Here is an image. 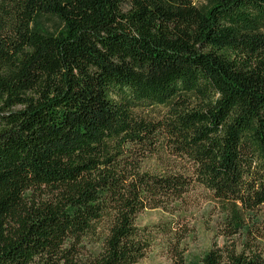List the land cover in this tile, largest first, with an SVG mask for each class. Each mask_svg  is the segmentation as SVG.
I'll return each mask as SVG.
<instances>
[{"label": "trees", "instance_id": "trees-1", "mask_svg": "<svg viewBox=\"0 0 264 264\" xmlns=\"http://www.w3.org/2000/svg\"><path fill=\"white\" fill-rule=\"evenodd\" d=\"M195 185L222 243L171 264H264V0H0V264H134Z\"/></svg>", "mask_w": 264, "mask_h": 264}, {"label": "rangeland", "instance_id": "rangeland-1", "mask_svg": "<svg viewBox=\"0 0 264 264\" xmlns=\"http://www.w3.org/2000/svg\"><path fill=\"white\" fill-rule=\"evenodd\" d=\"M195 5L204 3V0H191ZM49 28L53 23L47 22ZM155 111L154 109H152ZM153 157L145 162L148 169L163 171L167 168L181 167L182 159L169 157ZM162 158V159H161ZM222 206L215 200L210 192L203 187L195 185L187 192L181 200L179 211L181 215H172L162 209H148L138 217L139 226L154 228L158 224L167 223L172 228L170 234H158L157 239L147 250L145 255L134 264H171L170 245L173 236L186 235L182 239V246L185 249V256L188 262L194 261L215 243L221 244L220 232ZM264 249V234L261 239ZM173 248V246H171Z\"/></svg>", "mask_w": 264, "mask_h": 264}]
</instances>
